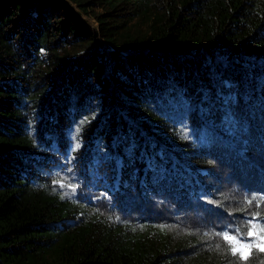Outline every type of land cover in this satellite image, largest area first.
Returning <instances> with one entry per match:
<instances>
[{"label":"trees","instance_id":"obj_1","mask_svg":"<svg viewBox=\"0 0 264 264\" xmlns=\"http://www.w3.org/2000/svg\"><path fill=\"white\" fill-rule=\"evenodd\" d=\"M262 198L264 0H0V264H264Z\"/></svg>","mask_w":264,"mask_h":264},{"label":"snow or ice","instance_id":"obj_2","mask_svg":"<svg viewBox=\"0 0 264 264\" xmlns=\"http://www.w3.org/2000/svg\"><path fill=\"white\" fill-rule=\"evenodd\" d=\"M76 148H79L80 145L76 144ZM65 185L61 183V187ZM72 187L73 190L75 186L68 185ZM256 197H253L252 200L248 201V204H251ZM264 201V198H262ZM257 207H260V202H257ZM246 232L241 233V230L237 228L234 234H229L224 232L218 234L222 241L225 242V247L227 251L233 256L236 257L239 261L248 262L249 256L246 255L252 249H255L258 253H264V223L261 222L260 212L253 214L252 219L247 222ZM220 246L217 245V248Z\"/></svg>","mask_w":264,"mask_h":264},{"label":"rangeland","instance_id":"obj_3","mask_svg":"<svg viewBox=\"0 0 264 264\" xmlns=\"http://www.w3.org/2000/svg\"><path fill=\"white\" fill-rule=\"evenodd\" d=\"M73 6H75L76 7V5L75 4H73ZM80 16L82 17V19L83 20H85V21H87V20H94L93 18H92V16L91 15H89V14H86V13H81L80 14ZM96 23V22H95Z\"/></svg>","mask_w":264,"mask_h":264}]
</instances>
